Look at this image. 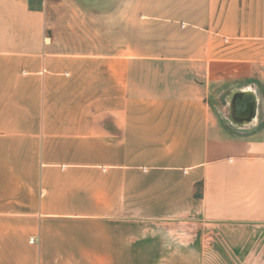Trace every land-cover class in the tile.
Wrapping results in <instances>:
<instances>
[{
  "label": "crops",
  "instance_id": "0c3cea01",
  "mask_svg": "<svg viewBox=\"0 0 264 264\" xmlns=\"http://www.w3.org/2000/svg\"><path fill=\"white\" fill-rule=\"evenodd\" d=\"M263 65L264 0H0V264L231 256L264 226Z\"/></svg>",
  "mask_w": 264,
  "mask_h": 264
},
{
  "label": "rangeland",
  "instance_id": "374dc122",
  "mask_svg": "<svg viewBox=\"0 0 264 264\" xmlns=\"http://www.w3.org/2000/svg\"><path fill=\"white\" fill-rule=\"evenodd\" d=\"M190 69H187L189 71ZM241 85L235 82L212 83L209 86V97L213 102V108L223 115L225 105L231 103V90ZM260 92L262 93L264 104V65L260 67ZM209 98V101H210ZM225 104V105H224ZM222 232V229H216ZM226 232V230H224ZM243 234V238L234 237L232 241L221 237L224 240L216 242L218 249H226L231 252V256L217 258L219 264H264V226H250L244 230L233 231V234ZM220 238V237H219ZM220 238V239H221ZM250 250V252H247ZM233 252V253H232ZM186 264H192V258L187 257Z\"/></svg>",
  "mask_w": 264,
  "mask_h": 264
},
{
  "label": "water",
  "instance_id": "95a60500",
  "mask_svg": "<svg viewBox=\"0 0 264 264\" xmlns=\"http://www.w3.org/2000/svg\"><path fill=\"white\" fill-rule=\"evenodd\" d=\"M236 117L252 119L255 117L256 97L252 89H241L231 93V103Z\"/></svg>",
  "mask_w": 264,
  "mask_h": 264
},
{
  "label": "built area",
  "instance_id": "2783aa9c",
  "mask_svg": "<svg viewBox=\"0 0 264 264\" xmlns=\"http://www.w3.org/2000/svg\"><path fill=\"white\" fill-rule=\"evenodd\" d=\"M29 241L32 243L34 242V238H30Z\"/></svg>",
  "mask_w": 264,
  "mask_h": 264
}]
</instances>
